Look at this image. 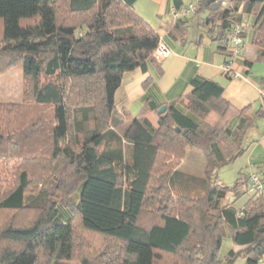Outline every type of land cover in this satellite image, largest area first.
Wrapping results in <instances>:
<instances>
[{
    "label": "trees",
    "instance_id": "16d2710c",
    "mask_svg": "<svg viewBox=\"0 0 264 264\" xmlns=\"http://www.w3.org/2000/svg\"><path fill=\"white\" fill-rule=\"evenodd\" d=\"M135 1L0 0V74L20 64L24 83L21 103H0V158L15 166L0 210L36 214L27 225L0 226V264H41L43 256L74 264L75 214L85 231L120 245L117 264H157L163 256L183 264H264V162L240 170L231 186L217 176L258 141L247 134L263 104L237 109L219 82L196 76L185 104H166L158 114L162 105L147 99L117 130L127 119L115 105L123 74L146 72L149 63L160 72L153 53L161 38ZM182 1L172 0L176 10ZM192 13L226 57L228 35L242 24V38L251 31L253 61L264 63V0H196ZM195 154L204 156L191 163L200 165L196 172L166 158ZM251 174L261 181L254 192ZM69 179L72 212L57 200L67 205ZM225 229L238 249L219 256Z\"/></svg>",
    "mask_w": 264,
    "mask_h": 264
},
{
    "label": "crops",
    "instance_id": "0c3cea01",
    "mask_svg": "<svg viewBox=\"0 0 264 264\" xmlns=\"http://www.w3.org/2000/svg\"><path fill=\"white\" fill-rule=\"evenodd\" d=\"M182 2L184 8L191 1ZM133 8L155 29L168 53L160 58L154 57L160 72L153 63H149L146 72L137 68L123 74L115 92L118 110L132 117V110L143 107L147 99L165 106L170 103L185 104L191 91L189 82L196 76L219 82L223 86L222 97L237 109L251 106L253 110V106L263 104L264 85L261 84V77L264 74L252 72L254 57L250 47V30L244 34L243 53L241 60L236 62L241 69V77L230 78L221 69L226 55L218 49L216 42L210 40L211 44H205L206 36L198 16L193 13L183 15L182 9L174 8L172 0H136ZM150 12H154L155 20L148 19ZM156 19H160V22ZM151 114H147L150 120ZM263 141L264 134L244 152L250 149L248 164L254 166L255 170L261 168L264 162Z\"/></svg>",
    "mask_w": 264,
    "mask_h": 264
},
{
    "label": "rangeland",
    "instance_id": "374dc122",
    "mask_svg": "<svg viewBox=\"0 0 264 264\" xmlns=\"http://www.w3.org/2000/svg\"><path fill=\"white\" fill-rule=\"evenodd\" d=\"M60 1L65 2L66 0H60ZM188 1L195 2L196 0H188ZM61 11H64V10H61ZM62 14L66 15V13L64 12H62ZM148 15H149L148 19L155 20L156 16L154 12H150ZM201 16L203 17L204 15L202 14ZM82 19L84 18L79 17L76 19V21H81ZM156 21L159 23L160 19H156ZM155 27H157L156 24H155ZM204 42L207 45L211 44V41L208 37L204 38ZM242 53H243V48L241 50V55ZM252 72L264 74V63L260 61H254ZM23 86H24V83H23V78H22V68L20 64H16L10 69H8L6 72L0 74V103H12V104L21 103L22 98H23L22 96ZM259 108L260 106L258 104L253 106V110L255 111L258 110ZM140 110H141V107L133 109L131 112L132 117L137 115ZM263 111H264V107H263ZM150 117L152 120H155L154 113H152ZM129 121H130V115L127 114V119L124 118L122 120V122L120 123L121 125L117 127V130L119 132H122L124 128L126 127V125H128ZM262 134H264V114L263 116L256 118L255 127L252 128L248 132L247 135H248V139L250 140V139H259L262 137ZM262 143H263L262 147L264 148V141ZM249 152H250V149L247 153L245 154L243 153L234 161L221 167L219 171L217 172L219 181L227 186H231L234 183L237 177V174L240 170H242V172L244 173L254 171L255 170L254 166L248 164V157H249L248 153ZM255 155L256 154L254 153L253 156ZM203 157L204 156L202 155L197 156L195 154L190 157L188 156L185 159L182 158L178 161H176L175 160L176 158H173L172 156L171 157L167 156L166 158H169L167 162L171 166H174V165H176V167L184 166L187 170L196 172L199 169L200 165L192 167V164L197 165L199 164V161L204 162ZM18 162L20 163V160L16 161V163ZM49 164L53 167L55 166V168L64 167V165L60 163L59 161L58 162L49 161ZM14 167H15L14 161H11L10 159L6 161L0 158V177H2V179L0 180V191L14 184V177L12 174L14 173V170H13ZM46 179H47V176H45V179L41 180V183H44ZM67 184L69 186L68 189L70 190L68 195L66 194V197H65V202L67 203V205H64L65 203H63L61 199H57V200L61 201V204H60L61 207L65 208L67 211L69 210L72 212L73 206L71 205V203L76 198V188H75V183H73L72 180H70ZM228 196H229V199L233 198V197H230V195ZM247 197H248L247 194L241 195L235 201L234 203L235 206L241 207L243 203L245 202V200L247 199ZM227 201L228 200H225V202ZM144 212H145V215H143V219L146 220L149 218V216L146 215V211ZM35 215H36L35 213L29 212V211L17 212V211L0 210V226L2 227L8 224L27 225L32 221ZM72 227H73V255H72V260H71L72 263L78 264L82 258H86V259H89L93 264H117L115 259L118 256V254L121 255L120 245L117 242L105 236L85 231L81 227L79 219L76 216V214L74 215L73 220H72ZM223 231H225V235L222 238L221 246L219 249V256H223L230 248H232L234 251L238 249L231 242V239L227 233V229ZM40 259H41V264H50V261L44 256L41 257ZM157 264H183V263L179 262L176 258L163 256L161 258V261L157 262Z\"/></svg>",
    "mask_w": 264,
    "mask_h": 264
},
{
    "label": "built area",
    "instance_id": "2783aa9c",
    "mask_svg": "<svg viewBox=\"0 0 264 264\" xmlns=\"http://www.w3.org/2000/svg\"><path fill=\"white\" fill-rule=\"evenodd\" d=\"M195 2L188 3L182 10L183 15L191 14L194 10ZM243 27L242 24L236 23L233 25L227 40V59L223 62L221 69L222 72L230 77L237 78L241 77V69L236 66L237 60H241V50L243 46V38H242ZM168 53V48L162 41L158 44L157 48L154 51V57L160 58ZM264 105V100H263ZM251 188L250 190L254 192L261 188V181L259 176L256 174H251ZM250 191V192H251Z\"/></svg>",
    "mask_w": 264,
    "mask_h": 264
},
{
    "label": "water",
    "instance_id": "95a60500",
    "mask_svg": "<svg viewBox=\"0 0 264 264\" xmlns=\"http://www.w3.org/2000/svg\"><path fill=\"white\" fill-rule=\"evenodd\" d=\"M165 108H166V106H165V105H162V106L158 109L157 113H158V114L162 113V112L165 110ZM176 130L178 131L179 129L176 128Z\"/></svg>",
    "mask_w": 264,
    "mask_h": 264
}]
</instances>
